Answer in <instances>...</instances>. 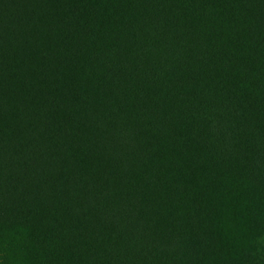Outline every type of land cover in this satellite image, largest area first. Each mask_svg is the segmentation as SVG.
Returning <instances> with one entry per match:
<instances>
[{
    "label": "trees",
    "instance_id": "16d2710c",
    "mask_svg": "<svg viewBox=\"0 0 264 264\" xmlns=\"http://www.w3.org/2000/svg\"><path fill=\"white\" fill-rule=\"evenodd\" d=\"M0 264H264V0H0Z\"/></svg>",
    "mask_w": 264,
    "mask_h": 264
}]
</instances>
